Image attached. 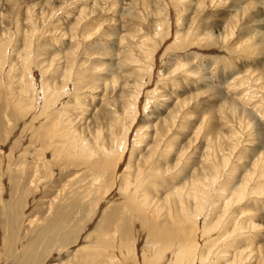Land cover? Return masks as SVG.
Instances as JSON below:
<instances>
[{
    "label": "rangeland",
    "instance_id": "1",
    "mask_svg": "<svg viewBox=\"0 0 264 264\" xmlns=\"http://www.w3.org/2000/svg\"><path fill=\"white\" fill-rule=\"evenodd\" d=\"M0 96L15 241L14 188L96 178L41 264H264V0H0Z\"/></svg>",
    "mask_w": 264,
    "mask_h": 264
},
{
    "label": "bare ground",
    "instance_id": "2",
    "mask_svg": "<svg viewBox=\"0 0 264 264\" xmlns=\"http://www.w3.org/2000/svg\"><path fill=\"white\" fill-rule=\"evenodd\" d=\"M0 100H1V96H0ZM3 127H4V124H3L2 120H0V131L2 130ZM11 151H12V149H11ZM73 170H75V169H73ZM70 172H72V171L70 170ZM48 174L40 175V177L37 180L32 179L30 181V186H32L31 189L27 190V189H25L26 188L25 186H19L17 189L14 188L12 190V192L10 193L11 197H14L15 194L20 193L24 198L28 197L32 201L31 204H33L32 206H30V202L27 203L25 208H24V211L22 213L19 211V208H18L19 206L17 205V203H16V205L18 207H12L9 205L10 211H11L10 214H12L13 217L19 216V214H20V224L19 225L21 228H22V226H24V228H25L24 231L18 236V239H16V241L14 238V236L16 234L15 235H13V233L11 234V227H8L7 224H4L0 220V229H1V233H2V238H0V249L2 248V251L4 252V253L3 252L0 253V257H3L4 255L5 256L8 255V258L11 259V261H13V262H10L11 264H41V261L43 260L41 254H43L47 249V247L45 249H43L45 238L48 236L47 234H50L51 232L59 231L65 224H71V223L77 224L78 223V222H75V220H73V216H72L73 214L70 210L62 211V217L60 219H59L58 211L61 208L80 207L81 202L78 203V200L81 201L82 196H83L80 192L83 190L86 193L88 188H90L96 182V178L93 179V178L89 177L90 173H88V169H82L81 173L78 172V170H75L71 174H67L69 177L67 179L68 184L66 185V189L64 190L65 193H61V195L56 196V198L53 197L55 199V200H53L52 196L54 195V193L56 192V190L58 188L57 182L59 181L61 176L57 177L55 180L53 179L52 181H49L51 176H48ZM42 179H47V181H49L48 182L49 184L45 186L46 187L45 189L43 188L44 189L43 190L44 195L39 196L36 194H37L38 189H39V184L41 185L40 181H42ZM14 182H18V181H14ZM90 192L87 194L90 195ZM70 193L71 194L77 193L78 197H74V199L71 198L72 200H70ZM23 197H21V198H23ZM10 198L6 199L7 203L10 202V200H9ZM44 198H46V199H44ZM86 198H88V196ZM90 199H93V198H90ZM87 200H89V199H87ZM45 206L49 207V208L43 209ZM44 211L46 212L45 214H44ZM107 213L109 214V216H107L108 215ZM105 214H107L106 216H107L108 220L110 218H112L114 221H116L118 219L117 213H115V212L110 211V213H109V211H106L104 213V215ZM2 216H3V213L0 212V217H2ZM8 216H9V213H8ZM23 217H26V219L28 220L27 224H25ZM113 220H111V222ZM10 226H13L15 231L17 230V225L14 223V221H12V225H10ZM98 230H100V229H98ZM17 231H19V230H17ZM136 232H135V234H136ZM131 237H133V234ZM9 243H12L11 250H8V247H7L9 245ZM17 248H19L17 255H14V253L17 251ZM96 263L102 264V262H100L99 259H97Z\"/></svg>",
    "mask_w": 264,
    "mask_h": 264
}]
</instances>
